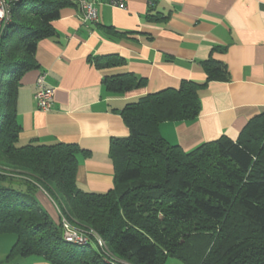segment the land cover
I'll use <instances>...</instances> for the list:
<instances>
[{"label":"trees","instance_id":"trees-1","mask_svg":"<svg viewBox=\"0 0 264 264\" xmlns=\"http://www.w3.org/2000/svg\"><path fill=\"white\" fill-rule=\"evenodd\" d=\"M68 5L76 6L10 0L11 20L0 37V235H16L11 255L52 264H264V114L250 120L237 141L223 137L191 151L159 133L164 122L197 119L200 88L230 80L221 61L203 62L205 84L185 80L179 89L125 106L130 133L111 141L115 182L107 193L78 186L77 157L84 152L77 145L18 144L21 79L38 67V44L55 36L53 22ZM143 83L129 73L105 79L113 93ZM41 189L74 225L95 230L120 262L104 263L93 244L65 242L61 217L37 197Z\"/></svg>","mask_w":264,"mask_h":264},{"label":"crops","instance_id":"crops-1","mask_svg":"<svg viewBox=\"0 0 264 264\" xmlns=\"http://www.w3.org/2000/svg\"><path fill=\"white\" fill-rule=\"evenodd\" d=\"M150 1L128 0V9L121 10L100 0L96 23H84L77 6H65L53 22L55 36L38 44V67L21 79L18 144L77 145L84 152L78 154L76 175L83 191L114 188L110 148L113 138L130 133L121 114L125 106L179 89L185 80L205 84L203 62L210 58L226 64L230 80L202 86L197 119L162 123L163 139L184 151L223 137L237 141L248 122L264 114V0ZM112 57L121 62L110 63ZM41 72L55 90L49 112L39 110L34 97ZM125 73L144 83L124 93L106 89L107 77ZM37 197L51 215H59L45 191ZM16 242L14 234L0 235V264H52L11 255Z\"/></svg>","mask_w":264,"mask_h":264},{"label":"built area","instance_id":"built-area-1","mask_svg":"<svg viewBox=\"0 0 264 264\" xmlns=\"http://www.w3.org/2000/svg\"><path fill=\"white\" fill-rule=\"evenodd\" d=\"M76 5L83 15L84 23L98 22L97 6L100 0H61ZM110 6L121 10L128 9V0H108ZM152 4V0L150 1ZM11 20L10 0H0V37ZM46 72H41L37 78V90L35 93V101L39 110L49 112L53 108V100L55 90L46 85ZM57 206V205H56ZM58 208V206H57ZM61 217V226L63 230V238L68 244L79 247H86L93 244L100 252V254L108 258L111 262H120L110 251L107 242L100 237V235L91 228H80L74 225L66 216L62 214L58 208Z\"/></svg>","mask_w":264,"mask_h":264},{"label":"rangeland","instance_id":"rangeland-1","mask_svg":"<svg viewBox=\"0 0 264 264\" xmlns=\"http://www.w3.org/2000/svg\"><path fill=\"white\" fill-rule=\"evenodd\" d=\"M3 71H4L3 68H0V79H1V76H2V74H3ZM41 190H42V189H41ZM43 191H44V190H43ZM97 250H98V249H97ZM98 251H99V250H98ZM99 253H100V252H99ZM101 260H102L104 263H105V262H108V261L111 262V261H110L108 258H106L105 256H103Z\"/></svg>","mask_w":264,"mask_h":264}]
</instances>
